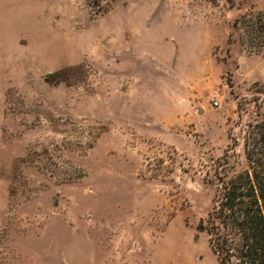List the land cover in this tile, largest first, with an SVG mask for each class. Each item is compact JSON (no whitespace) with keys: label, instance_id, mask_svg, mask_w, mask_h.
Returning <instances> with one entry per match:
<instances>
[{"label":"rangeland","instance_id":"1","mask_svg":"<svg viewBox=\"0 0 264 264\" xmlns=\"http://www.w3.org/2000/svg\"><path fill=\"white\" fill-rule=\"evenodd\" d=\"M246 13L264 0H0V264H218L209 180L264 99Z\"/></svg>","mask_w":264,"mask_h":264},{"label":"trees","instance_id":"2","mask_svg":"<svg viewBox=\"0 0 264 264\" xmlns=\"http://www.w3.org/2000/svg\"><path fill=\"white\" fill-rule=\"evenodd\" d=\"M235 26L260 33L263 21L243 14ZM264 42V40H263ZM258 119L249 124L245 140V165L228 162L217 169L212 205L198 230L208 236L218 264H264V99L258 104Z\"/></svg>","mask_w":264,"mask_h":264},{"label":"built area","instance_id":"3","mask_svg":"<svg viewBox=\"0 0 264 264\" xmlns=\"http://www.w3.org/2000/svg\"><path fill=\"white\" fill-rule=\"evenodd\" d=\"M212 101H213V103H214L215 105H219V100H218V97H217L216 95H214V96L212 97Z\"/></svg>","mask_w":264,"mask_h":264}]
</instances>
